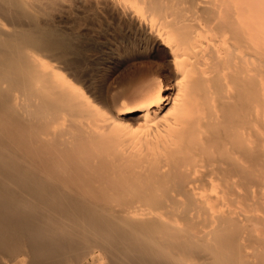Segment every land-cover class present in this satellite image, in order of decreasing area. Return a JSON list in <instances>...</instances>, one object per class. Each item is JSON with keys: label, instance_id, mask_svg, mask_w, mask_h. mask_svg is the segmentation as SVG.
Wrapping results in <instances>:
<instances>
[{"label": "bare ground", "instance_id": "obj_1", "mask_svg": "<svg viewBox=\"0 0 264 264\" xmlns=\"http://www.w3.org/2000/svg\"><path fill=\"white\" fill-rule=\"evenodd\" d=\"M0 264H264V0H0Z\"/></svg>", "mask_w": 264, "mask_h": 264}, {"label": "rangeland", "instance_id": "obj_2", "mask_svg": "<svg viewBox=\"0 0 264 264\" xmlns=\"http://www.w3.org/2000/svg\"><path fill=\"white\" fill-rule=\"evenodd\" d=\"M93 24V23H92ZM83 30L81 31V32H79V38H78V40H79V42L77 43V45L79 46L78 48H79V52L77 53V56L75 57L74 56V58H73V64H74V71L75 70H77L76 71V73L73 71V73L75 74V75H77V76H75L76 78H78L79 79V83L83 86V88L85 89V90H91V91H94L95 92V89H94V86L93 85H91V84H89L88 82H87V79H86V76L87 75H85V74H87V71H88V68H90V66L92 65V64H94V62H96L97 60V57H98V54H99V51H98V54H97V52H95L94 51V49H96V48H98L99 46H100V44L102 43V45H104L105 43H104V38H103V35H102V33L98 30V29H95L94 28V30H93V32H91L92 30L90 29H84V28H82ZM86 30H87V32H86ZM89 32H91V33H89ZM84 33V34H83ZM94 35H93V34ZM92 35V36H91ZM88 36V37H87ZM81 38V39H80ZM95 41V42H94ZM88 43V44H87ZM100 43V44H99ZM83 44H84V46H83ZM94 45H95V47H94ZM99 45V46H98ZM85 47H88V48H85ZM82 48V49H81ZM90 49V50H89ZM84 50H86V51H92L95 55L93 56V57H88L85 53V51ZM84 52V53H83ZM92 52H91V54H92ZM87 56V57H86ZM94 58H95V60H94ZM85 60V61H84ZM76 61V62H75ZM83 62V63H82ZM159 61L158 60H155V59H151V60H145V61H143V62H141V64L139 65V68L142 70L141 71V77H140V79L141 80H139V81H137L135 84L136 85H134V84H131V85H133V88H132V86L130 85L129 86V89L122 95L123 97L125 96V98H123L122 96L120 97V99H119V104L120 103H123V102H125V103H129V101H130V103L132 102H136V99L138 100L139 98H140V94H141V92H143L144 91V93H145V91H146V89H148L149 87H152V86H154L155 85V83L158 81H160L161 83H163V86L165 87H163V94L166 96V95H168V93H169V88H168V83H169V80L167 79V77H166V75H165V70L162 68V65L161 64H159L158 63ZM87 65H86V64ZM90 63V64H89ZM81 64V65H80ZM158 66H157V65ZM83 65H84V67H86V68H84L83 67ZM161 65V66H160ZM77 68H76V67ZM91 68H92V66H91ZM68 71V70H66V69H63V71ZM84 71V72H83ZM85 73V74H84ZM128 73H126L125 72V74L124 75H127ZM144 74H145V76H144ZM83 75V76H82ZM83 77H85V80H83ZM143 77V78H142ZM80 79H82V80H80ZM143 80V81H142ZM140 81H142L141 83H140ZM148 81H149V83H148ZM83 82V83H82ZM145 82H146V84H145ZM153 82V83H152ZM155 82V83H154ZM157 82V83H158ZM85 83H88L87 85V87H86V84ZM138 83V84H137ZM148 83V84H147ZM156 83V84H157ZM167 83V84H166ZM152 84V85H151ZM90 85V86H89ZM138 85V86H137ZM140 85V86H139ZM85 86V87H84ZM144 86H148L147 88H145ZM143 87V88H142ZM137 88H139L138 89V91H137ZM94 89V90H93ZM131 89V90H130ZM142 89V90H141ZM111 90V89H110ZM105 91H107L109 94H111L110 93V91L109 90H105ZM129 91V92H128ZM90 93V92H89ZM108 93H107V95H108ZM128 93V94H127ZM93 95V94H92ZM94 95H95V97H97V95L94 93ZM94 95L93 96H91L92 98L94 97ZM141 95H143V94H141ZM95 100V99H94ZM96 101H97V99H96ZM129 103V104H130Z\"/></svg>", "mask_w": 264, "mask_h": 264}]
</instances>
